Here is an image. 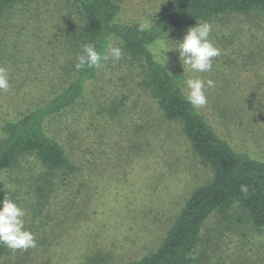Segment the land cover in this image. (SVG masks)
I'll return each instance as SVG.
<instances>
[{
  "label": "trees",
  "instance_id": "trees-1",
  "mask_svg": "<svg viewBox=\"0 0 264 264\" xmlns=\"http://www.w3.org/2000/svg\"><path fill=\"white\" fill-rule=\"evenodd\" d=\"M168 1L140 21H126L122 16L127 8L125 0H0V67L12 63L15 76L22 72L18 63L26 58L29 64L38 66L34 78L45 93L44 98H35L20 111L4 112L0 118V200L9 198L3 179L8 171L17 168L22 178L30 172L18 164L20 157L35 159L43 169L33 178L38 184L35 195L39 206H44L75 174H81L78 162L73 161L78 150L72 146L68 149L69 144L56 132L66 134L65 130L73 126L72 111L88 105L83 106L82 101L105 68L110 73L117 71L118 90L99 105L97 115L102 120H129L137 125L135 134L144 137L157 120L176 124L192 152L208 167L210 181L191 192L160 246L133 264H194L204 222L214 213L226 219L234 207L252 232L260 234L264 230V155L228 141L204 114L210 110L220 120L234 123L241 117L244 103L233 99L234 91L228 92L222 80L224 73H213L221 78L214 79L215 86L207 89L214 96L207 97L204 107H192L185 99L183 74L162 59L156 48L150 49L157 41L167 42L166 34L185 32L197 22L219 24L225 30L233 28L231 19L245 17L249 27H254L264 19V0ZM141 23L150 27L140 31ZM30 24L36 27L34 31L24 32ZM237 38V32L209 36L219 48L234 44ZM253 40L254 35L250 36ZM89 43L101 54H106L107 44L112 43L122 49L123 55L119 61L102 62L97 68L77 69L76 57ZM35 47L40 58L33 55ZM3 50L8 54L5 60ZM224 56L214 58V70L228 66ZM57 127L61 130L55 132ZM242 186L247 188L246 193L241 191ZM6 250L0 244V257ZM99 263L110 264L99 254L83 260V264Z\"/></svg>",
  "mask_w": 264,
  "mask_h": 264
},
{
  "label": "rangeland",
  "instance_id": "rangeland-1",
  "mask_svg": "<svg viewBox=\"0 0 264 264\" xmlns=\"http://www.w3.org/2000/svg\"><path fill=\"white\" fill-rule=\"evenodd\" d=\"M125 1L127 8L122 16L126 21H140L169 3ZM246 20L231 19L232 29L224 30L219 24L212 27L211 36L215 32L220 37L230 32L239 35L234 44L217 46L229 62L219 70L198 73L183 69L174 49L186 31L172 33L167 42L157 41L150 49L166 45L164 51L172 50L166 53L167 60L185 81L197 77L220 81L213 73H224L222 80L228 92L234 91L233 99L244 103L243 113L234 123L220 120L210 110L204 114L228 141L264 155V19L255 25L251 21L254 27H249ZM34 28L30 24L24 32ZM33 49V55L40 58L37 48ZM2 53L3 60L8 58L5 50ZM1 67L8 69L10 88L0 92V118L4 112L20 111L35 98H44L34 78L36 64L23 59L18 63L22 72L15 76L12 63ZM116 72L110 73L108 68L100 71L82 101L83 106L88 105L72 111L73 126L65 130L66 134L56 132L59 127L54 129L69 144L68 149L72 146L78 150L73 161L78 162L80 175L66 180L44 206L37 205L35 195L38 184L33 178L43 171L35 159H18V164L30 170L24 178L17 168L4 175L9 198L26 211L25 228L34 234L36 247L19 251L7 248L0 264H83L84 258L93 254L110 264H133L160 246L191 192L210 181L208 167L192 152L178 125L157 120L144 137L135 134L137 125L129 120L108 123L97 115L99 105L118 90ZM210 92H206L207 97L214 96ZM194 260V264H264V230L260 234L252 232L236 207L226 219L214 213L202 225Z\"/></svg>",
  "mask_w": 264,
  "mask_h": 264
},
{
  "label": "clouds",
  "instance_id": "clouds-1",
  "mask_svg": "<svg viewBox=\"0 0 264 264\" xmlns=\"http://www.w3.org/2000/svg\"><path fill=\"white\" fill-rule=\"evenodd\" d=\"M150 27L149 24L141 23L140 31H145ZM212 24L207 21L197 22L194 27L186 30L182 40L177 43L174 49L179 53V59L183 69L187 67L193 72L206 73L213 69V59L220 55V50L209 39L212 31ZM167 39V34H166ZM168 40V39H167ZM164 45L156 49L167 62ZM123 55L120 47L107 44L106 54H101L96 50L94 44H85L82 51L77 55V69L84 67L97 68L102 62L109 60L119 61ZM185 99L194 108H202L207 104V89L215 86L213 80L202 78H189L185 82ZM10 88L8 69L0 67V92ZM241 191L247 192V188L242 186ZM26 211L16 201L4 197L0 200V244L13 251L27 250L36 247L34 234L25 228Z\"/></svg>",
  "mask_w": 264,
  "mask_h": 264
}]
</instances>
